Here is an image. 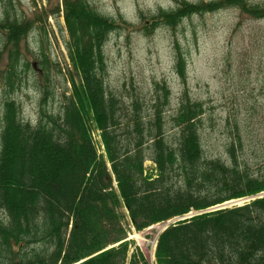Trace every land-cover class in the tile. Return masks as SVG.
I'll return each mask as SVG.
<instances>
[{
	"label": "trees",
	"instance_id": "1",
	"mask_svg": "<svg viewBox=\"0 0 264 264\" xmlns=\"http://www.w3.org/2000/svg\"><path fill=\"white\" fill-rule=\"evenodd\" d=\"M231 8L252 19L264 18V5L248 0H178L174 9L141 15V31H176L195 16ZM60 13L78 80L70 79V95L64 93L60 111H49L50 61L41 48L35 62L44 76L45 107L37 123L25 122L13 98L21 68L29 65L23 62L20 43L37 23ZM40 15L19 21L7 13L0 21L5 38L0 66L11 46L8 64L0 69L5 97L0 121V264H152L140 249L130 255L121 209L137 232L201 212L159 234L153 264H264V174L239 163L234 148L228 160L205 155L203 103L185 92L172 119L176 133L169 135L167 85L156 84L157 98L146 110L140 99L127 105L105 83L104 47L111 34L129 27L123 18L103 16L87 0H62L61 7ZM174 48L175 70L185 81L186 58L177 41ZM94 132L100 134L103 154ZM147 161L155 165L153 172L146 170ZM246 199L242 205L216 208Z\"/></svg>",
	"mask_w": 264,
	"mask_h": 264
},
{
	"label": "rangeland",
	"instance_id": "2",
	"mask_svg": "<svg viewBox=\"0 0 264 264\" xmlns=\"http://www.w3.org/2000/svg\"><path fill=\"white\" fill-rule=\"evenodd\" d=\"M87 1L103 16L116 20L123 18L129 26L111 34L104 47L105 83L110 90L129 106L135 99L142 100L149 110L157 98L156 84L167 85L171 92L166 112L169 135L176 133L171 130L172 119L181 97L188 92L193 100L205 107L202 118L205 155L228 160L234 148L239 163L253 173L264 174V18L252 19L231 8L195 16L184 21L176 31L161 27L146 35L141 31V15L149 17L161 9H174L178 0ZM248 2L264 5V0ZM58 6H62V0H0V21L7 13L19 21L33 19L36 13H51ZM67 40L63 13H60L56 17L49 16L46 22L37 23L20 43L23 62L29 65L26 70L25 62L22 64L21 84L13 98L25 122L37 123L44 106V76L40 75L35 62L41 48L45 49L50 61V82L46 85L53 96L45 105L49 111H60L64 93L67 91V96L70 95V79L78 80L68 59ZM4 41L0 31V49H4ZM176 41L186 58L185 81L175 70ZM8 49L3 53L2 70L8 64ZM4 99L0 91V121ZM154 169L153 164L146 163L148 172ZM242 203V200L236 202ZM121 211L125 213L124 225L129 231L130 255L136 248L140 249L153 264L155 242L166 224L137 232L126 210Z\"/></svg>",
	"mask_w": 264,
	"mask_h": 264
},
{
	"label": "water",
	"instance_id": "3",
	"mask_svg": "<svg viewBox=\"0 0 264 264\" xmlns=\"http://www.w3.org/2000/svg\"><path fill=\"white\" fill-rule=\"evenodd\" d=\"M230 204H234V203H225L224 205L218 206L216 208H225L228 207Z\"/></svg>",
	"mask_w": 264,
	"mask_h": 264
}]
</instances>
